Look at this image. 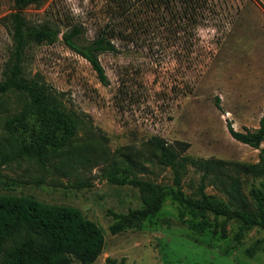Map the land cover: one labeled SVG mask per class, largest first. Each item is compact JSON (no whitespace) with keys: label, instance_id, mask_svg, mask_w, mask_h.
I'll list each match as a JSON object with an SVG mask.
<instances>
[{"label":"rangeland","instance_id":"374dc122","mask_svg":"<svg viewBox=\"0 0 264 264\" xmlns=\"http://www.w3.org/2000/svg\"><path fill=\"white\" fill-rule=\"evenodd\" d=\"M13 6V0H0V79L12 51L7 18ZM206 15L184 32L158 26L114 38L118 52L100 56L108 77L103 85L62 35L76 25L80 43L87 44L110 29L109 0H48L28 8L31 24L48 22L61 31L58 42L30 47L26 65L30 77L60 94L62 109L75 121L56 151L66 162V152L85 159L57 171L27 159L2 165L0 199H33L78 211L104 235L91 264H264V230L209 212L202 218L170 196L139 228L110 231L117 216L144 207L136 180L165 191L176 188L174 170L149 145L154 136L187 143L181 155L190 159L227 163L207 176L205 193L234 209H259L258 197H264L259 150L233 139L228 124L254 132L264 114V0H212ZM25 100L12 93L0 97L2 149L18 131L31 133L15 121ZM256 165L253 172L243 169ZM203 175L184 164L181 189L187 197L198 196ZM71 264L83 263L73 258Z\"/></svg>","mask_w":264,"mask_h":264},{"label":"trees","instance_id":"16d2710c","mask_svg":"<svg viewBox=\"0 0 264 264\" xmlns=\"http://www.w3.org/2000/svg\"><path fill=\"white\" fill-rule=\"evenodd\" d=\"M47 1L13 0L14 10L7 18L12 51L2 71L0 97L12 93L26 99L23 111L15 121L25 126L24 128H30L31 133L26 135L16 130L19 137L9 140L6 149L0 148V166L27 159L45 169L57 171L73 168L75 163L85 159L84 155L66 152L70 155L67 163L63 160L64 153L56 151L65 137L73 132L75 121L62 109L60 94L48 83L30 77L26 70L28 49L33 45H52L59 41L61 35L60 29L51 23L31 24L26 19L28 8L41 6ZM211 2L212 0H109L114 24L110 29L103 30L92 41L82 44L81 30L73 25L68 32L63 33L62 38L67 47L89 62L99 81L108 85L100 56L118 52L114 38H124L130 33L139 36L158 26L178 28L184 32L206 19ZM228 131L236 141L259 150L264 170V114L254 132L237 131L230 123ZM149 145L158 153L160 162L174 170L176 188L165 191L149 182L136 180L134 183L145 196V205L126 215L117 216L110 227L112 234L139 228L161 210L169 196L202 218L209 212L226 220H237L243 227L264 230V197H258L259 209L249 212L234 209L205 193L207 176L215 169H222L227 163L182 156L189 147L184 142L169 144L163 138L154 136L149 140ZM189 162L204 171L198 196L194 199L187 197L181 189V170ZM258 166H246L243 169L253 172ZM103 241L102 230L85 220L78 211L47 207L33 199H0V264H71L73 258L83 264H91L100 255ZM253 253V249H250L249 254ZM108 264H115V261L109 260Z\"/></svg>","mask_w":264,"mask_h":264}]
</instances>
